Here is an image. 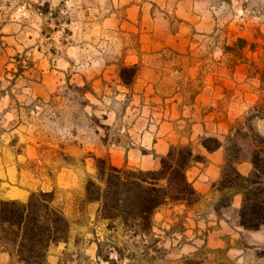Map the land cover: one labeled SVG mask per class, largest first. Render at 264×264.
Masks as SVG:
<instances>
[{"label": "rangeland", "instance_id": "rangeland-1", "mask_svg": "<svg viewBox=\"0 0 264 264\" xmlns=\"http://www.w3.org/2000/svg\"><path fill=\"white\" fill-rule=\"evenodd\" d=\"M137 59L198 64L206 73L216 60L225 74L252 76L250 103L224 115L234 127L225 147L235 145L238 159L240 150L252 156L251 134L264 136V120L254 117L264 104V0H0V195L13 187L54 192L70 230L46 264H209L206 242L181 236L183 221L167 206L153 216L159 227L135 235L109 230L99 205L84 201L98 159L72 155L69 136L85 126L119 136L128 97L112 76L124 70L129 80ZM63 170L70 188L51 183Z\"/></svg>", "mask_w": 264, "mask_h": 264}, {"label": "crops", "instance_id": "crops-1", "mask_svg": "<svg viewBox=\"0 0 264 264\" xmlns=\"http://www.w3.org/2000/svg\"><path fill=\"white\" fill-rule=\"evenodd\" d=\"M135 69L128 84L119 73L112 76L117 89L128 97L125 112L121 113L123 123L119 136L112 139L111 128L106 135L97 134L88 126L77 128L72 130L68 140L73 148L71 154L105 160L117 168L151 171L159 168V159L171 146H189L194 155L203 157L202 162L192 163L186 172L188 182L200 198L190 206L168 205V216L178 215L183 221L181 236L194 243L199 239L206 242L209 250L203 256L210 258L209 264H247L244 261L247 255L255 258L252 264H264L263 249L258 248L264 245V227L247 230L240 226L241 195L232 194L230 205L215 211L223 196L216 185L225 163V146L234 132L232 122L225 120L224 115L235 113L250 103L253 77L225 74L223 63L218 64L216 60L207 73L202 72L198 64L194 67L186 62L156 66L140 59L135 62ZM209 131L215 133L214 137L221 143L213 152H207L200 144V137ZM95 145L97 149L93 148ZM240 151L235 167L239 174L248 176L252 171L251 156ZM66 172L57 174L51 182L53 186L70 188ZM30 194L26 188L13 187L0 195V200L26 202ZM166 221L168 225L162 223V226L171 228L174 220ZM242 243L255 248L243 249ZM200 253L194 248L189 257L195 259ZM13 261L0 245V264H13Z\"/></svg>", "mask_w": 264, "mask_h": 264}, {"label": "trees", "instance_id": "trees-1", "mask_svg": "<svg viewBox=\"0 0 264 264\" xmlns=\"http://www.w3.org/2000/svg\"><path fill=\"white\" fill-rule=\"evenodd\" d=\"M124 72L121 71V78L128 84L129 80L122 77ZM257 108L254 117L264 120V104ZM250 138L256 149L248 176L239 174L235 167L237 147L233 144L226 147L221 179L216 185L223 196L215 211L229 206L232 194H240L239 224L244 229L257 230L264 227V136L253 133ZM200 144L207 152L221 147L217 139L210 137L202 138ZM202 161L203 157L194 155L189 146L181 145L169 148L159 159L157 170L117 168L98 159V178L86 181L84 201L99 204L98 217L107 223L109 230L120 227L135 235H146L160 208L190 206L199 200L186 172L192 163ZM54 201L53 191L31 193L26 202L0 200V245L16 259V264H46L50 246L67 241L70 223Z\"/></svg>", "mask_w": 264, "mask_h": 264}]
</instances>
